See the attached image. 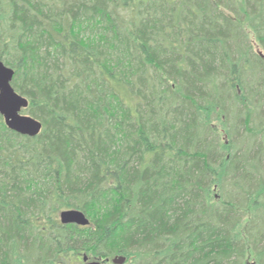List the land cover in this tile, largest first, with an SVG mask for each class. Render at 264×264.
<instances>
[{
	"label": "trees",
	"instance_id": "trees-1",
	"mask_svg": "<svg viewBox=\"0 0 264 264\" xmlns=\"http://www.w3.org/2000/svg\"><path fill=\"white\" fill-rule=\"evenodd\" d=\"M0 60V264H264V0H0Z\"/></svg>",
	"mask_w": 264,
	"mask_h": 264
},
{
	"label": "water",
	"instance_id": "water-1",
	"mask_svg": "<svg viewBox=\"0 0 264 264\" xmlns=\"http://www.w3.org/2000/svg\"><path fill=\"white\" fill-rule=\"evenodd\" d=\"M15 71L7 67L0 60V115L3 116L9 129L29 137H37L41 134L43 125L24 110L29 107V101L18 94L12 86ZM60 221L63 225L75 224L81 227L90 225V220L79 210H65L60 213ZM85 264H100L99 262H89L87 256L84 257ZM127 259L119 256L113 259L114 264H125Z\"/></svg>",
	"mask_w": 264,
	"mask_h": 264
},
{
	"label": "rangeland",
	"instance_id": "rangeland-1",
	"mask_svg": "<svg viewBox=\"0 0 264 264\" xmlns=\"http://www.w3.org/2000/svg\"><path fill=\"white\" fill-rule=\"evenodd\" d=\"M251 39H252V43H253V46H254L255 50L258 51V52H262L261 47L258 45V42L256 41L254 35H252V34H251ZM59 219H60V214H59ZM85 256H87L89 258V262H99L100 264H114L113 263V259L109 260V262H108V261H104V260H101V259H94L88 254H84V257ZM248 264H251V263L249 262Z\"/></svg>",
	"mask_w": 264,
	"mask_h": 264
}]
</instances>
